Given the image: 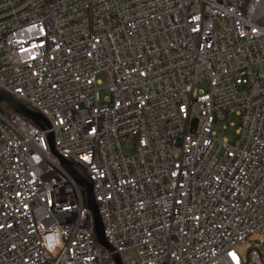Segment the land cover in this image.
<instances>
[{"label": "built area", "instance_id": "2783aa9c", "mask_svg": "<svg viewBox=\"0 0 264 264\" xmlns=\"http://www.w3.org/2000/svg\"><path fill=\"white\" fill-rule=\"evenodd\" d=\"M0 91V264H264V0H0Z\"/></svg>", "mask_w": 264, "mask_h": 264}, {"label": "water", "instance_id": "95a60500", "mask_svg": "<svg viewBox=\"0 0 264 264\" xmlns=\"http://www.w3.org/2000/svg\"><path fill=\"white\" fill-rule=\"evenodd\" d=\"M1 101L7 103L20 116L29 119L42 127L44 125H47L46 119L39 112H35L27 108L24 104L18 102L12 96H10L9 94L3 91H0V102ZM195 124H196V120L193 121V127H195ZM49 143L51 150L54 152L51 136L49 138ZM61 165L67 171V173L73 178V180L82 188V191L85 195V204L93 216L94 234L96 241L103 247L112 251V247L108 244L103 234V227L98 213L97 204L93 198L91 184L82 175H80L75 171L70 161L66 159H61ZM114 259L116 264H121L118 255H114Z\"/></svg>", "mask_w": 264, "mask_h": 264}, {"label": "rangeland", "instance_id": "374dc122", "mask_svg": "<svg viewBox=\"0 0 264 264\" xmlns=\"http://www.w3.org/2000/svg\"><path fill=\"white\" fill-rule=\"evenodd\" d=\"M98 78L103 80V76H99ZM107 94L106 89L101 88L100 89V95L101 98H103ZM3 102V101H1ZM233 122L237 123L238 119L235 116H232L229 121H224V122H217L215 126V131L217 132L218 135H224L229 141H232L235 138V127H230L228 129H223V125H228V122ZM264 234V230H263ZM259 237V236H258ZM249 245V241L243 242L241 246V253H244ZM262 250L264 251V246L262 247Z\"/></svg>", "mask_w": 264, "mask_h": 264}, {"label": "trees", "instance_id": "16d2710c", "mask_svg": "<svg viewBox=\"0 0 264 264\" xmlns=\"http://www.w3.org/2000/svg\"><path fill=\"white\" fill-rule=\"evenodd\" d=\"M1 105L4 107V112H5L6 114H9V113L15 112L14 109H13L12 107H10L8 104L1 103ZM75 167H76V169H77V171H78L79 173H81L82 175H84L83 172L81 171V169H79V167H77L76 165H75Z\"/></svg>", "mask_w": 264, "mask_h": 264}]
</instances>
